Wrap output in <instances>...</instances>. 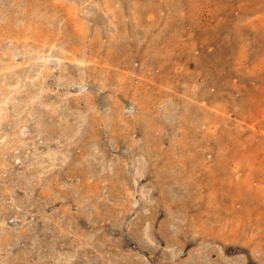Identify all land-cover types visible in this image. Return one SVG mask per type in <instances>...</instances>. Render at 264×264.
Instances as JSON below:
<instances>
[{"label": "rangeland", "instance_id": "rangeland-1", "mask_svg": "<svg viewBox=\"0 0 264 264\" xmlns=\"http://www.w3.org/2000/svg\"><path fill=\"white\" fill-rule=\"evenodd\" d=\"M82 85L87 90L79 98ZM0 95V228L22 227L14 213L26 210L15 204L32 199L27 222L45 234L43 220L54 214L55 235L65 234L58 249L70 252L76 239L89 236L70 264H191L185 262L198 259L209 231L225 238L210 242L216 247L211 263L243 264L245 257V264H259L251 250L264 252V0H0ZM33 97L60 108L49 114ZM14 129L26 134L21 138ZM83 133L73 146V135ZM68 135L74 137L70 159L76 150L74 164L81 169L70 170L69 178L48 171L39 177L31 157L47 154L49 146L64 149ZM22 139L27 147L14 149ZM95 145L112 161L110 170L89 156ZM140 150L159 159L153 172L148 156L139 188L158 180L166 182L164 189L172 186L164 200L154 191L157 213L146 212L157 249L146 236L145 245L137 240L146 220L143 205L150 204L134 182ZM42 162L39 171L53 161L45 156ZM30 175L36 188L24 198L23 185L12 183L25 184ZM169 196L178 200L177 220L166 207ZM18 243L15 250L0 244L1 264L11 257L24 262L29 238ZM42 244L39 251L47 252L50 246ZM176 250L181 253L172 257ZM45 254L43 260L31 254L28 263L68 264L49 262Z\"/></svg>", "mask_w": 264, "mask_h": 264}, {"label": "bare ground", "instance_id": "bare-ground-1", "mask_svg": "<svg viewBox=\"0 0 264 264\" xmlns=\"http://www.w3.org/2000/svg\"><path fill=\"white\" fill-rule=\"evenodd\" d=\"M96 2V1H95ZM169 3V2H168ZM96 5V4H95ZM83 10V9H82ZM84 11V10H83ZM94 18V17H93ZM124 19V18H123ZM60 47V46H59ZM62 48V47H61ZM60 48V49H61ZM59 51V50H58ZM65 53V52H64ZM16 55V54H15ZM73 56H75V55H73ZM78 56V55H77ZM68 57V56H67ZM59 58H60V56H59ZM64 58H66V57H64ZM74 59V58H73ZM78 59V58H77ZM58 61L59 62H61V59H58ZM79 62H83L82 61V59L81 60H78ZM77 61V62H78ZM58 62V63H59ZM45 63V62H44ZM46 65V69L48 68L49 69V66L47 65V63H45ZM18 65V64H17ZM91 67V66H90ZM164 67V66H163ZM2 71V70H1ZM3 73H4V71H3ZM7 73V72H6ZM77 74H79V73H77ZM48 75V72H47V74H45V72L43 71V73L41 74V76H42V80H44L45 78H46V76ZM81 77V76H80ZM76 81V80H75ZM163 81V80H162ZM69 85H75V84H72L71 82H69L68 83V86ZM86 85H87V83H86ZM166 85V84H165ZM23 87V86H22ZM74 87V86H73ZM76 87H77V85H76ZM91 88V87H90ZM158 88V87H157ZM86 90H87V88H86V86H80V88H79V91H78V93H80V94H82V95H80V94H78L77 96L79 97V98H83V94H85V92H86ZM97 90V89H96ZM198 91V90H197ZM120 92V91H119ZM205 92V91H204ZM208 93V92H207ZM7 94V93H6ZM9 94V93H8ZM144 94V93H143ZM196 95V94H195ZM205 95V94H204ZM207 95V94H206ZM261 95V94H260ZM1 96V95H0ZM4 97V96H3ZM2 97V98H3ZM8 97V96H7ZM35 97H36V95H35ZM35 97H33V100H34V103L35 104H38V103H40V102H42L43 104H45V106H46V108H47V111L46 112H48L49 114H51V113H56L57 111H58V109L60 108V106L58 105L59 103H56V104H53V102H51V103H49V102H47V101H41L42 99H36ZM5 98H6V96H5ZM157 100V99H156ZM3 102H4V104L5 103H7V102H5V99H3V101H1V103L3 104ZM148 104V103H147ZM1 105V104H0ZM110 106V105H109ZM5 108H3V107H0V128L1 129H3V127H2V125H1V121L2 120H4V117H5V114L3 113V110H4ZM127 109V108H126ZM1 110H2V112H1ZM127 110H129V109H127ZM127 112H130V111H127ZM31 113V112H30ZM32 114V113H31ZM120 115V114H119ZM133 115V114H132ZM18 117L17 118H19L20 117V114L19 115H17ZM28 116V115H27ZM46 117V116H45ZM21 119V118H20ZM17 120V119H16ZM131 121V120H130ZM132 122V121H131ZM16 123V126L14 127V128H20L21 126H19V124L21 123H19V122H15ZM126 123H127V121H126ZM35 124H39V120L38 121H36V123ZM251 125V124H250ZM254 126H256L255 124H253ZM130 126V125H129ZM189 126V125H188ZM248 126V125H247ZM129 129L131 128V127H128ZM24 129V128H23ZM134 129H135V126H134ZM254 129H256V128H254ZM127 130V129H126ZM191 130V129H190ZM13 131V130H12ZM14 131H16L15 129H14ZM18 131V130H17ZM16 131V132H17ZM26 130H24V132H25ZM40 131H41V129L40 128H38V130H37V132H38V134L40 133ZM77 131H78V129L75 131V133L76 134H78L77 133ZM15 132V133H16ZM47 132V131H46ZM146 132V131H145ZM15 133H12L13 135H15ZM19 135H20V137L22 136V134H26V133H23V132H17ZM49 133V132H48ZM147 133V132H146ZM11 134V135H12ZM73 135V136H75L77 139L75 140V141H72L73 140V138L74 137H69V135L68 136H66L67 138L66 139H68V140H66V146H65V148L64 149H61L60 148V146H57V147H55V148H53V147H48L49 149L47 150V154H46V152L44 153V154H46L45 156L46 157H48V159L49 160H52L53 162H52V165H49V166H45V167H43L42 168V171L40 170H38V166L40 165V164H42L43 162H42V159L43 158H45V156H44V154H43V152H41L40 153V151H39V153H36V154H34L35 155V157H31V160L33 161V162H31L32 163V169L33 170H36L37 169V172H39L38 173V176L40 177V176H42L45 172L44 171H48V172H50V173H52V176H53V174L55 173V175H56V173L57 174H60V175H63L64 177H66V178H69L70 177V175H71V177H73V173H69V171L71 170L72 172H77V171H79V169H81V164H78V165H75L74 164V158H75V154H76V150H74V154H73V156H71V159H70V148H69V145H70V141H72V143L74 144L73 146H78V141H81L82 140V137H85V135H84V133L81 135V136H77V135ZM127 134H128V132H127ZM133 134V133H132ZM149 134V133H148ZM67 135V134H66ZM63 136V135H62ZM122 136V135H121ZM132 136L133 135H131L130 137L131 138H125V139H132ZM51 134L50 135H48V137L46 138L47 140H50L51 138ZM22 138V137H21ZM30 139V138H29ZM121 139H123V138H121ZM136 139V138H135ZM2 140H3V136H2ZM70 140V141H69ZM133 140V139H132ZM127 141V140H126ZM18 142V141H17ZM124 142V141H123ZM27 143V141H24L23 142V139H22V142L20 143H18V144H20L19 146L16 144V145H14V149L16 148V149H19L21 146H22V148H24L25 146L27 147V145L28 144H26ZM96 144H97V142H96ZM129 144V143H128ZM132 144V143H131ZM137 145H138V143H136ZM9 146V145H8ZM96 146V145H95ZM99 146V145H98ZM98 146H96V148H94V151H92L91 153H89V151H88V153H89V156L91 157V156H93V157H97L96 159H97V162H96V160H95V162L98 164L99 162H101V161H103L104 160V162H103V164L106 166L107 165V168H108V170H110L111 168H112V161L109 159L108 160V156H106V154H103L102 153V151H99V149L98 148H100V147H98ZM136 146V145H135ZM132 147V146H131ZM73 148H75L76 149V147H73ZM130 148V147H129ZM133 148V147H132ZM101 149V148H100ZM144 149V148H143ZM82 150V149H81ZM129 150V149H128ZM72 151V150H71ZM83 151V150H82ZM145 151V150H144ZM139 152V151H138ZM88 153H87V155H88ZM129 153V152H128ZM140 153L141 154H138V158L137 159H135V167H134V182L136 183L135 185L136 186H138L137 185V182L138 181H140V179L141 178H143V176H145L144 175V170H146V164H148L149 163V158L150 159H152V164L155 166V167H153V169H152V171L154 172V171H156L157 170V164H156V161H157V159H159V158H157V156L155 157V155L153 156V155H151V153H152V151L150 152H147L148 154H144L141 150H140ZM6 155V154H5ZM4 155V156H5ZM96 155V156H95ZM83 156H85V155H83ZM140 156V157H139ZM148 156H149V158H148ZM17 159L16 160H20V158L18 157V155L17 156H15ZM5 158V157H4ZM19 158V159H18ZM104 158V159H103ZM88 159V158H87ZM2 160V159H1ZM7 160V159H6ZM77 160H79V159H77ZM90 160V158L88 159V161ZM252 160V159H251ZM91 161V160H90ZM253 161V160H252ZM251 161V162H252ZM1 162V161H0ZM87 162V161H86ZM90 163V162H89ZM102 163V162H101ZM97 164H94L95 166L97 165ZM151 164V163H150ZM1 165V164H0ZM3 165H5V164H3ZM8 166H9V164H7ZM11 165V164H10ZM28 165H30V164H28ZM99 165V164H98ZM100 166V165H99ZM85 167V166H84ZM87 167V166H86ZM86 169V168H85ZM159 169H161V168H159ZM252 170V169H251ZM260 170V169H259ZM27 171V170H26ZM36 172V173H37ZM109 172V171H108ZM249 173V172H248ZM12 174V173H11ZM91 174H93V173H91ZM96 174H97V172H96ZM100 174V173H99ZM107 174V173H106ZM208 174H209V172H208ZM14 175V174H13ZM98 175V174H97ZM96 175V177H98ZM104 175V174H103ZM156 175H158V177L160 176V173H159V171H157V173H155V176ZM90 176V175H89ZM88 176V178H90ZM23 177V176H22ZM30 178H28V180H27V182H25V184L27 185V186H25V184H22L21 182H20V180L17 178V180H16V178L14 179V181H13V185H16V184H18V185H23V186H20V187H24L25 189H24V192L22 193L23 195H24V198L25 197H27V196H32L33 195V192L35 191V188H31V185H32V183L34 182L35 183V181H34V178L32 179L31 178V175L29 176ZM56 177V176H55ZM94 178V177H93ZM172 178V177H171ZM213 180V179H212ZM260 180V179H259ZM17 181V182H16ZM62 181V180H61ZM58 182H60V179H59V181ZM153 184V183H152ZM152 184H150L151 185V187L149 186V188L147 189L146 187H140L139 188V186H138V192H139V194H140V197H141V199H143V201L145 202V203H147L148 202V200H149V202H150V204H145V205H143V215H144V217L146 218V220H145V222L143 223V231L141 232V234H140V236H139V238L137 239L139 242H141V244H143V245H145V243H147V244H150L151 245V247H153V248H155V249H157L158 248V241L156 240V237H154L153 238V234H152V231H151V229L153 228V222H151V220L152 219H149L148 217H149V214L151 215V217L153 216V211H155V214L157 213L156 211H157V209H158V207H157V205H154L153 204V202H157V200L156 199H154L155 198V192L154 191H156V192H159V193H161V200H164V198H165V195H167V193H166V190L167 189H170L169 191H171V187L172 186H170L169 184H167L168 185V187H167V189H164L165 187H166V182H163V181H161V180H158L154 185H152ZM173 185V184H172ZM209 186V185H208ZM175 187V186H174ZM226 187V186H225ZM14 187H10V188H5V192L6 193H9L10 194V198L11 197H14V194H15V191H14V189H13ZM177 188H179V187H177ZM18 189H20V188H18ZM77 189V188H76ZM76 189H74V190H76ZM180 189V191H182V189L181 188H179ZM178 189V190H179ZM150 190H151V192H150ZM176 190V189H175ZM17 191V190H16ZM18 192V191H17ZM80 191H78V193H79ZM149 192H150V194H149ZM176 192V191H175ZM14 193V194H13ZM60 193V192H59ZM81 193V192H80ZM79 193V194H80ZM178 193V192H177ZM55 194H57L56 192H55ZM61 194V193H60ZM74 194H76V191H74ZM16 195H18V194H16ZM27 195V196H26ZM104 195V194H103ZM57 196V195H56ZM69 196V195H68ZM177 196V195H176ZM18 197V196H17ZM76 197V196H75ZM81 197V196H80ZM80 197H79V199H80ZM84 197V196H83ZM123 197V196H122ZM170 197V201H168L169 203L167 204V206L166 207H172V208H170L169 209V211L168 212H170V216H172L174 219H178V217H179V215H181L182 213L181 212H179L180 210L178 209V208H176V202H178V200L176 201L175 200V198H172V196H169ZM53 198H54V196H53ZM109 198V197H108ZM180 198V197H179ZM56 199V198H55ZM61 199V198H60ZM63 199H64V197H63ZM107 199V198H106ZM62 200V199H61ZM26 201V202H25ZM33 200L31 199V201L30 200H24L23 201V203H22V205H20L19 206V204H15V207H19V208H25V210H26V212L25 211H17V212H15L14 213V216L16 215V216H19V217H21L22 218V220H24V222H25V224H23V225H21L22 227H19L18 229L17 228H15L14 230L15 231H13V232H9L7 229H5V228H0V244H7V246H9L10 248V250H15V248L16 247H18L19 246V240H21V237H25V236H27L28 238H29V244H30V246H29V250H31V251H28V252H26L24 255H20L21 256V260L22 259H24V262L23 263H18V264H30V263H28V261H30V258L28 257V256H30L31 254L33 255V256H37L36 257V260H43V255L42 254H45V256L47 255V258H48V255H50L49 256V258H50V260H49V262L50 261H53V262H56V261H58V260H61V261H64V262H66V263H68V264H70V263H72L71 262V259L73 258V257H75V255H76V253H77V251L79 252L78 253V255L79 254H81L82 252H83V249H84V247L86 246L85 244H87V242L84 240V239H86L85 237L86 236H88V235H81L80 237H79V239H76L75 240V243L74 244H71V245H69V248H70V252H67V251H64V250H61L60 248L58 249L56 246H55V244H57L58 242H59V246L60 245H63V243H65L64 241L65 240H61L60 241V239L61 238H64L65 237V234L64 233H60V235L59 236H56L55 234H56V232H55V230H56V225H53L54 223L53 222H57L56 221V218H55V215L54 214H52V215H50V216H48V217H50L49 219H48V217H46V219L44 218V222H46V228L47 229H43V230H46V232H45V234L43 233V231H42V233L38 230V235H37V231H36V227L33 225H31V223H29V222H27L28 221V212H27V209H29V208H31V207H33L34 205V203L32 202ZM77 201H78V199H77ZM110 201V200H109ZM108 201V202H109ZM114 201V200H113ZM137 201H138V199H135L133 202H131V203H133L134 205H136V203H137ZM181 201V200H180ZM80 202H82L81 200H80ZM85 202V201H84ZM92 202V201H91ZM96 202H97V200H96ZM104 202V201H103ZM161 202V201H160ZM164 202V201H163ZM175 202V203H174ZM84 204H86V203H84ZM157 204V203H156ZM181 204H183V203H181ZM181 204H180V206H181ZM189 204V203H188ZM46 205L48 206V205H50V201H49V203L48 202H46ZM80 205V204H79ZM91 205V204H90ZM96 205V204H95ZM82 206H84V205H82ZM66 207V206H65ZM187 207H188V205H187ZM187 207H185L186 209H187ZM88 208V207H87ZM155 208H156V210H155ZM182 208H184V207H182ZM210 208V207H209ZM209 208H207V210L209 211V213H210V209ZM69 209V208H68ZM81 209H84V208H81ZM181 209V208H180ZM186 209L184 210V209H182L183 211H185L186 212ZM179 210V211H178ZM149 211V214H147L146 212H148ZM178 211V212H177ZM253 211V210H252ZM115 212H113V214H114ZM82 214V213H81ZM64 215L66 216V214H65V212H64ZM99 215V214H98ZM212 215V214H211ZM68 216H69V214H68ZM95 216H97V215H95ZM109 216V215H108ZM115 216V215H114ZM118 216V215H117ZM139 217V216H138ZM150 217V218H151ZM156 217V216H155ZM183 217V216H182ZM52 218V219H51ZM65 218V217H64ZM115 218H116V216H115ZM186 218V217H185ZM1 219V218H0ZM55 219V220H54ZM108 219H110V218H108ZM137 219H139V218H137ZM141 219V218H140ZM203 219V218H202ZM202 219H201V221H202ZM97 220H98V218H97ZM103 221H104V219H102ZM107 220V219H106ZM181 220V219H180ZM182 220H184L185 221V219H182ZM200 220V219H199ZM12 221V220H11ZM70 221V220H69ZM94 221H96V220H94ZM184 221H182V222H184ZM192 221V220H191ZM91 223L93 222V220L92 221H90ZM136 222H137V220H136ZM170 222H171V220H170ZM179 222H181V221H179ZM220 222V221H219ZM72 223H74V221L72 220ZM171 223H173V224H175L174 223V221H172ZM170 223V224H171ZM226 223V222H225ZM93 225H94V223H93ZM79 226V225H78ZM171 226V225H170ZM175 227H176V225H174ZM174 226H172L171 228L172 229H174L175 230V228H174ZM80 227V226H79ZM165 227H166V224H165ZM178 227V226H177ZM160 228V227H159ZM162 228H163V226H162ZM169 228V227H168ZM80 229V228H79ZM161 229V228H160ZM177 229V228H176ZM77 230V229H76ZM166 230V229H165ZM165 230H163V231H165ZM210 230V229H209ZM208 230V231H209ZM82 231V230H81ZM162 231V230H161ZM169 231H172V230H169ZM203 231V230H202ZM202 231H195V233L196 234H198L199 236H200V234L201 233H199V232H202ZM77 232H78V230H77ZM135 232V231H134ZM173 232H176V231H173ZM177 232H178V230H177ZM194 232V231H193ZM41 233V234H40ZM79 233V232H78ZM166 234V233H165ZM44 235V236H43ZM141 236L143 237V236H146V240H145V243L143 242V241H141ZM230 236V235H229ZM89 237V236H88ZM170 238V237H169ZM208 238H209V240H206V243H208L209 241L212 243V242H214V241H216L217 242V240L216 239H218V241H221V242H223V241H225L224 239V237H217L216 235L214 236V234L212 233V231H209V233H208ZM46 239L48 240V241H46ZM101 240V239H100ZM163 240V239H162ZM58 241V242H57ZM71 241H72V239H71ZM70 241V242H71ZM82 241V242H81ZM90 241V240H89ZM157 242V244L156 243H154L153 244V242ZM172 241H174V240H172ZM61 242V243H60ZM205 242V241H204ZM210 242L207 244V245H204V246H201V248L199 249V250H201V253H199V256L197 257L198 259H196L194 256H192V258H190L189 260H187V262H185V263H191L192 264V260L195 262V264H214V263H211L213 260H211L210 258H211V253H212V251H215L216 250V247L214 248V245L213 244H210ZM42 243H48L47 245H48V247L50 248V249H48V251L46 252L45 250H44V253H42L43 251H39L41 248L42 249H44L43 247H44V245L42 244ZM183 243V242H182ZM227 243H229V242H227ZM104 244V243H103ZM153 244V245H152ZM201 244H203V243H201ZM205 244V243H204ZM87 245H89V244H87ZM216 245V244H215ZM74 246V249L72 250L71 248ZM182 247H183V245H181ZM61 247V246H60ZM144 248L146 247V246H143ZM169 247H171L170 245H169ZM176 247V246H175ZM199 247V246H198ZM62 248V247H61ZM171 248H173L174 249V247H171ZM7 249H8V247H7ZM64 249V248H63ZM168 249H170V248H168ZM173 249L171 250V251H173ZM176 249H179V248H176ZM207 249V250H206ZM36 250H37V252H36ZM198 250V251H199ZM218 250H219V248H218ZM218 250L216 251L219 255H220V257L222 258L223 256H221V253L220 252H218ZM227 250H228V248H227ZM50 251V252H49ZM167 251V250H166ZM207 251L209 252L208 254H206L207 253ZM221 251V250H220ZM252 252H253V254L255 255V256H257L258 258H257V261L259 262V264H264V252L262 251V248H259V249H255V250H251ZM36 253H38V255H35ZM84 253V252H83ZM101 253V252H100ZM181 252L179 251V250H176V252L174 251V253H173V256L172 257H176V256H178L179 254H180ZM110 254V253H109ZM164 254V253H163ZM170 254V253H169ZM196 254V253H195ZM201 254V255H200ZM78 255H77V257H78ZM116 255H118L117 253H116ZM172 255V254H171ZM223 255V254H222ZM225 255V254H224ZM169 256V255H168ZM190 256V255H189ZM106 257V256H105ZM120 257V256H119ZM127 257V256H126ZM129 258V257H128ZM94 259V258H93ZM105 259V258H104ZM118 259V258H117ZM124 259V258H123ZM14 257H11V263H8V261H7V259L6 260H4L3 261V263L2 264H17L16 262H14ZM35 260V261H36ZM210 260H211V262H210ZM33 261V260H32ZM48 261V260H47ZM85 261V260H84ZM92 261V260H91ZM95 261V260H94ZM125 261V260H124ZM206 261V262H205ZM243 261V264H245V257H244V259L242 260ZM63 262V263H64ZM119 262V261H118ZM120 262H122V261H120ZM134 262V261H133ZM193 262V263H194ZM57 263V262H56ZM98 263V262H97ZM1 264V263H0ZM78 264V263H77ZM85 264H88V263H85ZM216 264V263H215ZM218 264V263H217Z\"/></svg>", "mask_w": 264, "mask_h": 264}]
</instances>
